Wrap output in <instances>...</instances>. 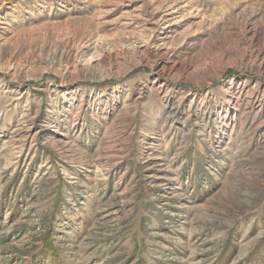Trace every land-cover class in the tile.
I'll return each instance as SVG.
<instances>
[{
  "label": "rangeland",
  "instance_id": "374dc122",
  "mask_svg": "<svg viewBox=\"0 0 264 264\" xmlns=\"http://www.w3.org/2000/svg\"><path fill=\"white\" fill-rule=\"evenodd\" d=\"M0 264H264V0H0Z\"/></svg>",
  "mask_w": 264,
  "mask_h": 264
}]
</instances>
